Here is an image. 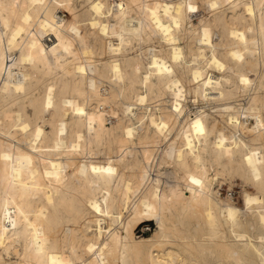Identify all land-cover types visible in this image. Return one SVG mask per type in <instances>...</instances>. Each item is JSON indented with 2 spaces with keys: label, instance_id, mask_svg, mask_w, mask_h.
Masks as SVG:
<instances>
[{
  "label": "bare ground",
  "instance_id": "bare-ground-1",
  "mask_svg": "<svg viewBox=\"0 0 264 264\" xmlns=\"http://www.w3.org/2000/svg\"><path fill=\"white\" fill-rule=\"evenodd\" d=\"M226 176L253 186L243 207L214 189ZM10 253L264 264V0H0V264Z\"/></svg>",
  "mask_w": 264,
  "mask_h": 264
},
{
  "label": "rangeland",
  "instance_id": "rangeland-1",
  "mask_svg": "<svg viewBox=\"0 0 264 264\" xmlns=\"http://www.w3.org/2000/svg\"><path fill=\"white\" fill-rule=\"evenodd\" d=\"M86 4V3H85ZM84 10L83 6L79 3L78 4V11L82 12ZM193 21L197 22V18L193 16ZM75 45L77 46V42H75ZM44 83V80H41L40 82V87L42 86L41 84ZM104 87H108L107 82H102L100 83V88L101 91H103ZM111 105L114 106V104L111 102ZM106 108V106H104ZM107 109V108H106ZM26 110L29 114L32 115L33 113V108L31 105H26ZM45 118L47 116L45 115ZM108 122V121H107ZM41 124V122H39ZM110 125V123H107ZM47 130L49 127L46 128ZM113 149V145L111 144H106V145H99L98 150L105 151L106 153H103L100 155L101 160H106V157L108 156V151L110 154H112L113 157L116 156V153ZM171 165V164H170ZM167 166H161V173H160V178L164 181H172L173 180V175L176 173V170H174L173 166L171 165ZM230 177L226 176L224 180H222L219 184H214V189L215 186L216 188H219L220 191V198L226 199V197L230 194L232 197V200L238 207H243V189H246L250 192L254 191L253 186H250V184H247L242 181V179L239 176H233L229 179ZM244 183V184H243ZM156 221L155 220H147L142 222L136 229L135 233L137 235H149L156 229ZM11 249L13 252L16 253H21V249L16 245L15 241H11ZM6 258V264L15 260L16 255L13 253H10L9 255L5 256Z\"/></svg>",
  "mask_w": 264,
  "mask_h": 264
},
{
  "label": "snow or ice",
  "instance_id": "snow-or-ice-1",
  "mask_svg": "<svg viewBox=\"0 0 264 264\" xmlns=\"http://www.w3.org/2000/svg\"><path fill=\"white\" fill-rule=\"evenodd\" d=\"M189 10L195 11V9H192V8H190ZM194 127L198 133L203 134V126L200 124L199 121H196ZM94 171H95V169H94ZM193 183H199V181L193 180Z\"/></svg>",
  "mask_w": 264,
  "mask_h": 264
}]
</instances>
